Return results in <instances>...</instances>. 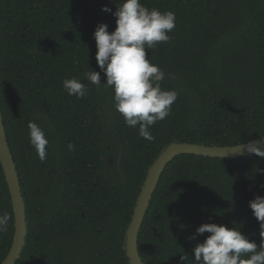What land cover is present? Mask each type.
I'll use <instances>...</instances> for the list:
<instances>
[{
    "label": "trees",
    "instance_id": "trees-1",
    "mask_svg": "<svg viewBox=\"0 0 264 264\" xmlns=\"http://www.w3.org/2000/svg\"><path fill=\"white\" fill-rule=\"evenodd\" d=\"M120 2L0 0V106L28 228L17 264H129L127 230L166 146H236L264 137V0H140L176 17L170 41L146 49L165 73L162 89L178 93L170 116L150 128L151 142L139 126L125 125L112 88L84 77L100 72L94 32L99 24L115 31ZM70 78L87 86L83 99L64 90ZM30 121L49 141L43 162L30 144ZM0 191V214L10 216L0 233L1 264L15 233L1 163ZM256 196L264 197V156L175 158L139 235L144 264H181L182 255L195 264L192 249L210 234L189 237L205 223L235 227L259 248L260 222L249 206Z\"/></svg>",
    "mask_w": 264,
    "mask_h": 264
},
{
    "label": "clouds",
    "instance_id": "clouds-1",
    "mask_svg": "<svg viewBox=\"0 0 264 264\" xmlns=\"http://www.w3.org/2000/svg\"><path fill=\"white\" fill-rule=\"evenodd\" d=\"M102 11L112 12V9L105 6ZM112 14L116 18L115 31L109 33L107 24H99L94 32L100 72L91 69L84 73V77L98 88H112L114 107L124 117L125 125L132 128L139 126V136L151 142L155 137L150 128L170 116L178 93L162 89L160 82L165 79V73L147 58L146 49L170 41L168 33L174 30L176 17L172 11L149 9L140 0H122ZM101 72L106 83L101 81ZM63 88L77 99H83L88 94L87 86L78 78L65 79ZM27 127L30 144L43 162L49 143L45 131L31 121ZM259 143L253 141L248 149L264 156V151L257 147ZM68 148L74 150V145L69 144ZM249 206L260 222L259 248L235 227L205 223L189 237L195 241L197 236L210 234L192 249L195 264H264V197L256 196ZM9 220L7 213L0 214V233L7 231ZM186 261L188 256L182 255L181 264Z\"/></svg>",
    "mask_w": 264,
    "mask_h": 264
},
{
    "label": "water",
    "instance_id": "water-1",
    "mask_svg": "<svg viewBox=\"0 0 264 264\" xmlns=\"http://www.w3.org/2000/svg\"><path fill=\"white\" fill-rule=\"evenodd\" d=\"M260 151H264V137L257 140ZM252 143V142H251ZM249 144L236 146H206L194 143L173 142L166 146L150 167L139 200L137 202L132 221L126 234V257L129 264H144L139 252V235L150 207L153 195L158 187L162 174L167 166L181 155H195L219 159H237L257 155L248 149ZM113 158H109L112 164ZM0 163L4 171L6 182L10 191L15 219V233L12 246L1 264H17L21 258L26 244L28 233L27 216L23 201L21 181L9 146L3 113L0 106ZM1 197V191H0Z\"/></svg>",
    "mask_w": 264,
    "mask_h": 264
},
{
    "label": "rangeland",
    "instance_id": "rangeland-1",
    "mask_svg": "<svg viewBox=\"0 0 264 264\" xmlns=\"http://www.w3.org/2000/svg\"><path fill=\"white\" fill-rule=\"evenodd\" d=\"M106 113L105 112H103V115H105ZM114 163H115V160L113 159L112 160V165H114Z\"/></svg>",
    "mask_w": 264,
    "mask_h": 264
}]
</instances>
